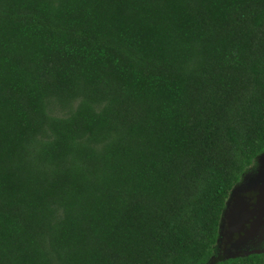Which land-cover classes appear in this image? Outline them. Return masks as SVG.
<instances>
[{"label": "trees", "instance_id": "16d2710c", "mask_svg": "<svg viewBox=\"0 0 264 264\" xmlns=\"http://www.w3.org/2000/svg\"><path fill=\"white\" fill-rule=\"evenodd\" d=\"M262 152L264 0H0V264H261L213 248Z\"/></svg>", "mask_w": 264, "mask_h": 264}, {"label": "flooded vegetation", "instance_id": "af4514ba", "mask_svg": "<svg viewBox=\"0 0 264 264\" xmlns=\"http://www.w3.org/2000/svg\"><path fill=\"white\" fill-rule=\"evenodd\" d=\"M249 189L251 188H246L241 192L233 191L232 193L231 201L224 214L220 250L216 254H219V258L237 259L242 257L246 260L250 255L264 254V238L260 248L244 249L249 243L258 238L254 231H257L264 223V207L259 204V198L261 199L263 197L262 192ZM234 200L240 209L238 217H243L244 220L241 223L242 225L234 224L230 226L227 214ZM261 264H264V261Z\"/></svg>", "mask_w": 264, "mask_h": 264}, {"label": "rangeland", "instance_id": "374dc122", "mask_svg": "<svg viewBox=\"0 0 264 264\" xmlns=\"http://www.w3.org/2000/svg\"><path fill=\"white\" fill-rule=\"evenodd\" d=\"M260 157H263V159H264V152L262 155L259 154L253 160L252 164L246 168V170L244 171V173L240 177V180L237 182V183L240 182L237 186L238 189L243 190V189L251 187V185H256V184L262 183L264 181V180L262 181L264 176H260V174L263 172V168H264V165H262L260 163V160H259ZM220 225H221L220 235L222 236L223 226H224L223 220H221ZM254 232H256L258 238L256 240H253L251 243H249V245H247V247L244 249H255V248H260L262 246V241L264 238V223H263V225H261V227L257 231H254ZM220 241H221V237H219L217 243L215 244V246L213 248L214 255L217 254L220 250L219 249L220 248Z\"/></svg>", "mask_w": 264, "mask_h": 264}, {"label": "water", "instance_id": "95a60500", "mask_svg": "<svg viewBox=\"0 0 264 264\" xmlns=\"http://www.w3.org/2000/svg\"><path fill=\"white\" fill-rule=\"evenodd\" d=\"M263 154V152L261 153V155ZM257 157V156H256ZM255 157V158H256ZM259 160H260V163L262 164V165H264V159H263V157H260L259 158ZM261 165V166H262ZM263 172H264V168H263ZM262 172V173H263ZM260 174V176H264V173L263 174ZM262 179V178H261ZM251 180V179H250ZM264 180V178L262 179V181ZM240 183V182H239ZM239 183H237V184H234V186L232 187V189L230 190V193H229V196H228V198H227V200H226V205H225V208H224V210H223V212H222V216L225 214V212H226V208H227V206H229V203H230V201H231V196H232V193H233V191H239V192H241V191H243V190H240V189H238L237 188V186H238V184ZM249 188H251V189H249V190H259L260 192H262V195H263V197L260 199L259 198V204H261L262 205V207H264V181L262 182V183H259V184H256V185H251V187H249ZM239 206H238V204H237V202L234 200V203L232 204V206L230 207V209H229V211H228V214H227V218H228V220H229V222H230V226H232V225H234V224H241L242 222H243V217L242 218H239L238 217V214H239ZM221 216V219H220V224H221V220H224V216L222 217ZM242 225V224H241ZM220 227H221V225H219V237H221V235H220ZM219 239V238H218Z\"/></svg>", "mask_w": 264, "mask_h": 264}]
</instances>
